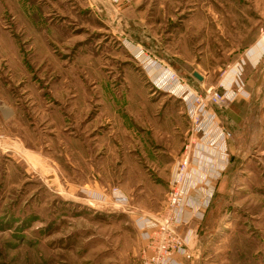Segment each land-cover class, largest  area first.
Wrapping results in <instances>:
<instances>
[{
    "label": "rangeland",
    "instance_id": "rangeland-1",
    "mask_svg": "<svg viewBox=\"0 0 264 264\" xmlns=\"http://www.w3.org/2000/svg\"><path fill=\"white\" fill-rule=\"evenodd\" d=\"M263 39L264 0H0V264H139L201 137L185 94L228 150L186 264H264ZM109 187L133 214L90 204Z\"/></svg>",
    "mask_w": 264,
    "mask_h": 264
},
{
    "label": "built area",
    "instance_id": "built-area-1",
    "mask_svg": "<svg viewBox=\"0 0 264 264\" xmlns=\"http://www.w3.org/2000/svg\"><path fill=\"white\" fill-rule=\"evenodd\" d=\"M238 73L239 70L237 75ZM237 75L234 77L235 80ZM173 81L174 85L179 82L177 79ZM172 86H169L168 90L173 89ZM183 98L188 111L197 118L196 133L201 134V137L198 138L199 141L197 138H191L185 146L174 177L169 183L170 191L164 211L155 216L138 214L136 224L146 243L139 264H186L193 261V249L198 238V230L192 225L195 219L204 218L213 199V191H206V189L199 191V188L205 180L209 179L208 162L215 165L213 172L217 173L216 165L224 163L228 155L224 131L215 119L212 120V115L207 112L204 100L196 95L186 94ZM206 101L222 106L225 98L211 90ZM202 113L207 116L205 117L208 119L206 122L203 121L204 119L200 120ZM208 142L211 146V151L208 150L210 156L202 154L204 153L203 147ZM215 156L219 158L214 159ZM217 174L216 179L221 176L220 173ZM88 200L96 209L97 207H109L120 209L127 214L134 213L130 206V198L119 187L107 189L100 197H97L96 193H91Z\"/></svg>",
    "mask_w": 264,
    "mask_h": 264
},
{
    "label": "crops",
    "instance_id": "crops-1",
    "mask_svg": "<svg viewBox=\"0 0 264 264\" xmlns=\"http://www.w3.org/2000/svg\"><path fill=\"white\" fill-rule=\"evenodd\" d=\"M263 41H264V39H263ZM262 46L264 47L263 43L254 46L255 48L252 51L253 60L256 59L258 57V55L260 54ZM205 154H206V156H210V154L207 155V152ZM218 158H219V156H215L214 159H218ZM174 174L175 173L172 174V178L174 177ZM172 178H170V181L172 180ZM170 181H169V183H170ZM110 188L111 187H109L107 189H110ZM107 189H105V190H107Z\"/></svg>",
    "mask_w": 264,
    "mask_h": 264
},
{
    "label": "bare ground",
    "instance_id": "bare-ground-1",
    "mask_svg": "<svg viewBox=\"0 0 264 264\" xmlns=\"http://www.w3.org/2000/svg\"><path fill=\"white\" fill-rule=\"evenodd\" d=\"M237 71H238V70H237ZM237 71L233 74L232 77L230 76L229 73L226 75V77H225V79H224V83H227V86L230 87V86L232 85V79H233L234 77H236V75H237Z\"/></svg>",
    "mask_w": 264,
    "mask_h": 264
},
{
    "label": "water",
    "instance_id": "water-1",
    "mask_svg": "<svg viewBox=\"0 0 264 264\" xmlns=\"http://www.w3.org/2000/svg\"><path fill=\"white\" fill-rule=\"evenodd\" d=\"M193 75L200 82H202L204 80V78L199 73H197V72H195Z\"/></svg>",
    "mask_w": 264,
    "mask_h": 264
}]
</instances>
